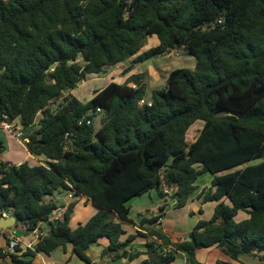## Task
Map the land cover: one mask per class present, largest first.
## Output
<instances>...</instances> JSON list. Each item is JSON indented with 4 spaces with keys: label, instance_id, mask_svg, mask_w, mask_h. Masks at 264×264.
Instances as JSON below:
<instances>
[{
    "label": "trees",
    "instance_id": "16d2710c",
    "mask_svg": "<svg viewBox=\"0 0 264 264\" xmlns=\"http://www.w3.org/2000/svg\"><path fill=\"white\" fill-rule=\"evenodd\" d=\"M151 36L159 44L141 52ZM176 49L194 57L195 68L171 71L149 100L143 74L85 103L69 94L89 74L133 59L129 72ZM15 119L28 151L46 163L0 161V211H12L27 231L48 223L49 234L32 249L0 248V264H33L68 244L97 264L87 250L101 238L109 240L102 257L128 263L145 254L138 264H172L182 252L198 264L199 249L217 247L264 264V162L245 166L264 158V0H0V124ZM197 121L203 126L189 143ZM204 174L213 178L201 199L218 204L188 239L172 242L157 216L129 218L127 202L151 190L163 196L162 184L185 206ZM67 191L98 207L75 228L76 202L49 221L59 206L47 198ZM240 211L249 218L237 222ZM125 223L137 232L122 240ZM137 237L148 239L144 252L127 249Z\"/></svg>",
    "mask_w": 264,
    "mask_h": 264
},
{
    "label": "crops",
    "instance_id": "0c3cea01",
    "mask_svg": "<svg viewBox=\"0 0 264 264\" xmlns=\"http://www.w3.org/2000/svg\"><path fill=\"white\" fill-rule=\"evenodd\" d=\"M156 39L154 46L159 44V39L157 36H151ZM147 50V48H145ZM142 49L141 52L145 51ZM174 52V51H173ZM170 57L172 54L155 58L153 61L148 60L141 63V67L150 62H157L158 66L155 68H149L150 72L156 73L154 77H162L163 82L160 86L149 87L146 83L147 96L149 100L150 94L154 89L164 88L166 86V81L168 75L172 69V64ZM192 57V56H191ZM130 61V60H129ZM193 64V63H192ZM121 65L125 68L122 71ZM196 66V65H195ZM127 67V68H126ZM126 61L125 63H120L115 66L106 67V72L102 74H89L87 81L83 82V85H79L76 89H73L69 94L73 95L80 101L84 102V98L90 100L94 97L95 93L99 90L104 89L110 83L115 82L118 84H123L127 79L133 74H139L138 69L134 67L129 72ZM174 68V67H173ZM195 68V67H194ZM193 65L190 68L194 69ZM137 69V70H136ZM106 84L105 87L99 89L98 86ZM83 86L81 89L80 87ZM98 88L96 91L95 89ZM81 89V90H78ZM85 103V102H84ZM14 121H19L15 119ZM12 121V122H14ZM4 124V123H3ZM203 124H201L200 129ZM16 130H21L23 128L21 125L12 129L3 128L0 126V141L6 147V150L0 154V161L11 162L16 165L27 162L30 166L45 165L46 159L43 156L32 155L24 142L15 137L14 132ZM212 176L210 174H204L200 176L195 182L196 190L191 194L187 203L183 207H177L178 197L176 195V188L166 189L161 187L160 190L163 192V196L159 195L157 190H151L140 197L132 198L127 202V206L130 208L129 218L135 223H139L143 217L152 218L159 217L161 221L158 222V228L162 229L166 233L172 242H178L181 240H186L189 237L190 232L193 230L195 225L201 220H209L218 202L210 201L203 203L201 199L202 192L208 191L211 188ZM49 201H54L58 206H67L71 202H76L73 214L69 225L75 228L79 223H85L98 211L97 205L91 200L87 199L85 196L75 198L73 201L69 200L66 196V192L55 193L53 196L47 198ZM227 204L229 201L224 200ZM208 214V215H207ZM249 218V214L240 211L236 216V221L240 222ZM1 219V216H0ZM6 222H2L4 225ZM17 222L9 228L0 227V248L7 249L9 241L11 239H17L19 241V247L22 251L28 249L29 245L34 248L37 241L35 236L25 229L23 225H17ZM123 229L125 234L122 236V240H126L129 235L136 234L137 227L131 224H123ZM39 230L43 233L49 231V224L43 223L39 226ZM16 232V233H14ZM153 240V239H152ZM148 239L144 237H137L127 248L131 252H144L146 250V243ZM109 245V240L107 238L99 239L98 243L90 246L87 250V255L91 258L94 263L97 264H138L142 260L146 259V255L142 254L136 258L131 263H128L126 259L111 260L102 257V248ZM198 264H216L217 262H227L230 264H261L257 259L250 256H241L238 260H233L227 254H225L221 249L217 247L199 249L197 251ZM10 262V260H8ZM33 264H86L84 261L80 260L73 251V245L68 244L66 247H58L51 252L50 255L38 254L33 261ZM172 264H187L186 256L179 252L175 261Z\"/></svg>",
    "mask_w": 264,
    "mask_h": 264
},
{
    "label": "rangeland",
    "instance_id": "374dc122",
    "mask_svg": "<svg viewBox=\"0 0 264 264\" xmlns=\"http://www.w3.org/2000/svg\"><path fill=\"white\" fill-rule=\"evenodd\" d=\"M155 43H156V39L154 37H149L147 40V43L143 49H145V48L149 49L150 47L155 45ZM171 54H172V57H170V60H171V62H173L172 69H178V68H189L190 69L192 67V65H193V68L196 65V59L194 57H191L190 55H188V53L184 49H176ZM132 60L133 59H130V61L129 60L126 61L127 66L132 64ZM151 61H153V59ZM157 66H158L157 62L155 64H154V62H150L149 64H145L143 67H141V64L135 65V67L138 69L139 74H143L142 82L146 83L149 87L160 86L163 82L162 77H154L156 73L149 71V68L153 69ZM124 68L125 67L123 65H121L122 71L124 70ZM88 78L89 77H87L85 81H87ZM81 85H83V83ZM105 85L106 84H102L101 86H98V88L101 89V88L105 87ZM80 88L82 89L83 86H81ZM98 88H96L95 90L97 91ZM81 89H78V90H81ZM79 100H81V99H79ZM146 100H148V99L146 98ZM88 101L89 100H87V97L84 98V102H88ZM60 102L61 101L59 100L56 102V104H58ZM101 117H102V114L99 113L94 120L95 130H99L101 127V123H100ZM40 118H41V114H38L36 117V120L38 121ZM8 124H10V123H8ZM201 124H202V121H197L194 124V126L190 129V131L187 135V139H188L189 143L193 142L194 139L196 138V136L198 135ZM11 125L13 128H15V127L19 126L20 123H19V121H14V122H11ZM262 162H264V158L254 160V161L246 164L245 166L257 165V164H260ZM245 166H242L241 168H244Z\"/></svg>",
    "mask_w": 264,
    "mask_h": 264
},
{
    "label": "built area",
    "instance_id": "2783aa9c",
    "mask_svg": "<svg viewBox=\"0 0 264 264\" xmlns=\"http://www.w3.org/2000/svg\"><path fill=\"white\" fill-rule=\"evenodd\" d=\"M139 104L140 105H144L145 104V100H141L140 102H139ZM151 104H149V106H150ZM99 111V110H98ZM83 123V120H80L79 121V125H81ZM86 124H91V121L90 120H88V121H86ZM3 126V128H6V129H12V125L11 124H8V123H6V122H4V124L2 123V124H0V126ZM14 134H15V137L17 138V139H19V140H21L22 142H26L27 141V139H24L23 138V132L21 131V130H16L15 132H14ZM162 187L163 188H165V190L166 189H170V188H168V187H166L165 186V184H162ZM66 196H67V198L69 199V200H71V201H73L74 199H75V194H74V192L73 191H67L66 192ZM67 207H68V205L67 206H59L57 209H55L54 211H53V213L51 214V216L49 217V221H51V222H53V221H60V220H62L63 219V217H64V215H65V213H66V211H67ZM0 216H1V218H10V217H15L14 215H13V213H12V211H4V212H1L0 211ZM159 221H161V218H159ZM25 229H26V227H25ZM27 230V229H26ZM28 232H30L33 236H35V240L38 242L39 241V239L40 238H42V237H45V236H48V234H49V231L48 232H46V233H43L41 230H39V228H37V229H35V230H33V231H28ZM14 233H16V232H14ZM19 245V241L17 240V239H11L10 241H9V245H8V248H7V252H9V253H15V248L17 247ZM28 248H30V249H32L31 248V245H29V247ZM9 259V258H8Z\"/></svg>",
    "mask_w": 264,
    "mask_h": 264
},
{
    "label": "water",
    "instance_id": "95a60500",
    "mask_svg": "<svg viewBox=\"0 0 264 264\" xmlns=\"http://www.w3.org/2000/svg\"><path fill=\"white\" fill-rule=\"evenodd\" d=\"M54 68H55V65H51L49 69L50 70H54ZM167 167L168 166H165L164 168H167ZM2 222H6V223L4 225H1ZM15 222H17L16 217L1 218L0 219V227L1 228H9V227H12ZM92 245H95V244H91V246Z\"/></svg>",
    "mask_w": 264,
    "mask_h": 264
}]
</instances>
